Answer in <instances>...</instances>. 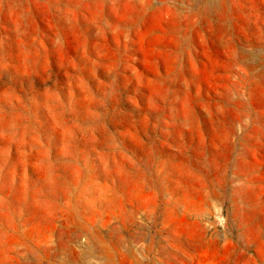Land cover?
<instances>
[{"label":"rangeland","instance_id":"1","mask_svg":"<svg viewBox=\"0 0 264 264\" xmlns=\"http://www.w3.org/2000/svg\"><path fill=\"white\" fill-rule=\"evenodd\" d=\"M0 264H264V0H0Z\"/></svg>","mask_w":264,"mask_h":264},{"label":"bare ground","instance_id":"2","mask_svg":"<svg viewBox=\"0 0 264 264\" xmlns=\"http://www.w3.org/2000/svg\"><path fill=\"white\" fill-rule=\"evenodd\" d=\"M167 1V0H166ZM186 1V0H185ZM206 5H207V3H206ZM205 5V8L207 7V8H209V5H211V2H208V5L206 6ZM240 240V239H239Z\"/></svg>","mask_w":264,"mask_h":264}]
</instances>
